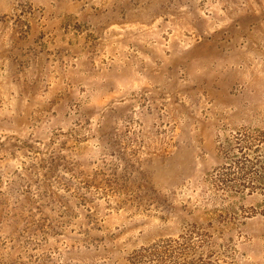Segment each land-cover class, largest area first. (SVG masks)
Returning <instances> with one entry per match:
<instances>
[{
  "label": "rangeland",
  "instance_id": "rangeland-1",
  "mask_svg": "<svg viewBox=\"0 0 264 264\" xmlns=\"http://www.w3.org/2000/svg\"><path fill=\"white\" fill-rule=\"evenodd\" d=\"M0 264H264V0H0Z\"/></svg>",
  "mask_w": 264,
  "mask_h": 264
}]
</instances>
